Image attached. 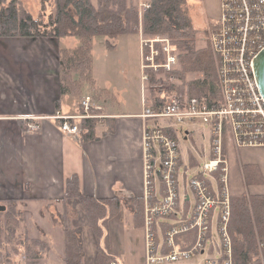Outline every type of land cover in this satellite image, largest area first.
<instances>
[{"label": "crops", "instance_id": "1", "mask_svg": "<svg viewBox=\"0 0 264 264\" xmlns=\"http://www.w3.org/2000/svg\"><path fill=\"white\" fill-rule=\"evenodd\" d=\"M31 1L38 5L39 16L43 0H21L35 16V10L29 6ZM150 1L139 0V5L145 8ZM212 22L208 21V26ZM142 37L141 33L119 35L116 47L109 49L106 36H94L92 75L97 92L88 84V95L96 96L102 107L97 112L102 116L97 127L99 139L82 141L53 119L58 111L70 115L80 112V109L74 111V107L79 104L76 97L82 90L83 80L73 73L78 87L62 91L68 80L61 54L62 50L72 51L80 42L65 37L0 36V204L6 206L7 201L17 200L19 208L25 211L30 236L47 240L52 249L48 235H57V240L63 244L59 250L63 257L65 232L61 214L67 179L71 175L77 174L82 191L96 198L125 199L144 195L141 113L144 99L150 101L151 95L141 69ZM133 60L137 61L134 67L138 76L128 73ZM250 148L254 147L243 148L247 160L241 162L238 149L233 144L228 145L226 154L231 178L237 168L248 167L247 171L256 169L263 179L264 148L260 149L262 155ZM241 180L245 181L244 177ZM78 204L85 215L78 200L69 199L67 205L74 225L82 226L83 232L88 233L89 223L77 224L74 220L72 208ZM124 206L127 207L125 203L122 208ZM85 237L84 234V241ZM52 252L50 250L47 257Z\"/></svg>", "mask_w": 264, "mask_h": 264}, {"label": "built area", "instance_id": "2", "mask_svg": "<svg viewBox=\"0 0 264 264\" xmlns=\"http://www.w3.org/2000/svg\"><path fill=\"white\" fill-rule=\"evenodd\" d=\"M222 11L208 30L222 92L219 105L209 106L197 98L183 100L171 92L169 87L176 84V79L169 72L178 65L176 46L165 35L141 40L143 78L147 82V70L153 69L160 80L153 85L147 83L148 90L165 89L166 98L159 106L152 97L150 101L144 99L141 113L145 264H171L204 253L207 247L211 254L204 264L234 263L229 230L233 194L226 149L229 144L238 150L264 147V96L255 67L257 57L264 51V0H222ZM157 43L162 44L161 49ZM145 47L149 48L148 54ZM80 107L78 114L58 111L53 116L63 130L76 138L81 133L77 120L102 116L97 112L102 107L93 95H86ZM166 118L171 120L161 122ZM186 123H206L211 128V154L202 163L196 157L187 162L183 156L176 125L183 127ZM193 132L187 131L184 138ZM259 248L258 264H264V242Z\"/></svg>", "mask_w": 264, "mask_h": 264}, {"label": "trees", "instance_id": "3", "mask_svg": "<svg viewBox=\"0 0 264 264\" xmlns=\"http://www.w3.org/2000/svg\"><path fill=\"white\" fill-rule=\"evenodd\" d=\"M208 30L194 24L188 13L187 0H151L146 8L140 7L139 0H43L38 17L33 16L21 0H0V36L78 38L79 46L61 53L62 68L68 80V85L62 86L64 92L77 85L73 73L97 92L92 75L94 36H106L108 48L114 49L118 36L122 34L141 33L147 38L167 35L178 52V65L169 72L176 79V84L169 90L183 100L197 98L209 106L219 105L222 92L213 52L208 43L204 47L197 44L198 37ZM161 45L157 43L159 49ZM144 51L148 54L149 48L145 47ZM147 73L148 85L160 81L153 69H148ZM191 74L202 76L190 78ZM149 93L156 106L165 103V89H149ZM76 122L81 128L82 141L99 139L97 127L100 118H83ZM69 199H76L83 205L86 222L97 243L92 264H110L112 261L120 264L119 254L113 252L108 244L109 223L125 203L132 212L135 225L143 226L144 198H96L82 191L77 174L67 179L61 214L65 232V264H90L86 260L83 227L74 225L67 205ZM25 223V211L19 208L18 201H7L6 209L0 211L1 260L6 257L2 250L8 245L12 246L13 253L23 254L24 264H41L47 258L51 244L43 238L31 237ZM229 230L233 242V264H258L259 247L264 242V194L244 191L232 195ZM103 241L104 246L101 244Z\"/></svg>", "mask_w": 264, "mask_h": 264}, {"label": "rangeland", "instance_id": "4", "mask_svg": "<svg viewBox=\"0 0 264 264\" xmlns=\"http://www.w3.org/2000/svg\"><path fill=\"white\" fill-rule=\"evenodd\" d=\"M32 10H35V16H38V11H36V8H38V5L36 6V3L31 1L29 5ZM187 8L188 13L191 15L192 20L194 24L197 27L202 28L203 30H207L211 28L212 24L208 26V21H217L223 11H222V0H187ZM167 36V35H165ZM168 37V36H167ZM64 39V38H63ZM62 39V40H63ZM68 39V38H65ZM74 39V38H72ZM76 41L79 42L78 38H75ZM142 43V42H141ZM208 43V32H203L197 40L198 47H204ZM137 62L136 60L131 61L128 73L129 76L135 74L138 76V73L136 72V69L134 67V63ZM200 74H191L190 78H197L201 77ZM75 88V87H74ZM82 90H79V93L77 94L78 97L76 99L78 100L79 104L74 107V111H78L80 109V102L81 100L89 94L90 88L88 87V83L83 81L82 82ZM92 94V91H91ZM169 122L171 119H161V122ZM175 123H178L176 120H172ZM176 128L178 129V135L180 137L181 145H182V151L183 156L185 157V160L187 162L191 161L192 157H196L199 162H203L204 160H208L209 156L211 154V143H212V131L209 126V124L206 123H186L181 127V124H177ZM189 130H193V134L188 139H185L184 136L186 135V132ZM264 147H254L250 149H254L260 155L263 153L260 149H263ZM242 149V150H241ZM237 151V154H239V157L241 158V162L243 160H247L244 149L241 148ZM246 150V149H245ZM264 166V159L261 161ZM200 164V163H198ZM233 170L236 169L235 162L232 161ZM248 167H240L237 168V170L233 171V176L231 178V189L232 194L235 195L240 192H247L249 194H254L252 192H264V177L262 179L261 175L258 174L257 170L251 169V172L247 171ZM184 172V168L181 170ZM254 172V173H252ZM245 176H243V174ZM250 176V177H249ZM242 177H244L245 181L241 180ZM261 182L260 184L252 183L254 181ZM181 191H185V183L183 180L180 182ZM242 190V191H241ZM189 193L193 195L192 190L188 189ZM47 209V208H46ZM73 217L75 222L78 224L79 222L81 224H84L82 222H86V217L84 214L81 213L82 206L78 204L76 207H73ZM72 214V211H71ZM81 215V216H80ZM63 228V227H62ZM107 233L109 234V240L108 244L111 247V250L115 252H119V261L120 264H145V246H144V231L141 227H137L135 225L133 215L130 212V210L127 207H123L120 213L114 217L111 222L109 229L107 230ZM85 234V246H86V260L88 263L92 264L91 261L94 259V255L97 250V243L91 234V232L84 233ZM32 235V234H31ZM52 241V249L51 251H54L49 255V257L45 258L41 261V264H65L64 257L60 253L59 250H61L62 247V241L57 240V235L53 237L48 235ZM216 236V234H214ZM102 246L105 245V241H103ZM114 250H113V248ZM58 250V251H56ZM3 253L6 255L4 260L0 259V264H24V256L23 254H15L12 252V246L8 245L3 248ZM11 252V253H10ZM207 247V251L204 253L196 254L191 258L188 259H181L175 262H172L171 264H198L199 262L201 264H204L203 261L210 255ZM216 255V254H215Z\"/></svg>", "mask_w": 264, "mask_h": 264}, {"label": "water", "instance_id": "5", "mask_svg": "<svg viewBox=\"0 0 264 264\" xmlns=\"http://www.w3.org/2000/svg\"><path fill=\"white\" fill-rule=\"evenodd\" d=\"M255 67H256V75H257L258 83L261 92L264 96V51H262L260 55L257 57ZM5 209H6L5 205H0V211H3Z\"/></svg>", "mask_w": 264, "mask_h": 264}]
</instances>
